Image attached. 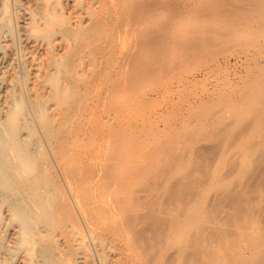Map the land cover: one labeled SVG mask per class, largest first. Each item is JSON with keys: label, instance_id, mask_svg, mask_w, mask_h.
Here are the masks:
<instances>
[{"label": "bare ground", "instance_id": "obj_1", "mask_svg": "<svg viewBox=\"0 0 264 264\" xmlns=\"http://www.w3.org/2000/svg\"><path fill=\"white\" fill-rule=\"evenodd\" d=\"M56 1L0 0V38L4 45L8 47L7 50L0 54V68L3 67L2 65H5L3 63L9 61V58L6 59L7 56L9 55L10 57L13 54V48L10 45L12 39L10 33L7 32L9 28L7 30L5 28H7L10 22H14L17 33L21 34L20 41L17 44L19 58L30 69L28 82L24 83V81L21 88L25 96L31 100V105H33L31 106L33 107L31 113L35 124L41 131L44 130L42 123L43 112L51 109L50 113H55L58 111V108H56L57 103H54L55 107L50 106L52 99L49 96L53 88L50 85L49 75H52V72L50 73L53 69L50 68L52 65L48 63L50 66L47 67L45 62L48 60H44L45 62L43 60V62L40 61L41 57L38 54L40 52L37 53L36 48L41 47L45 53L47 51L51 53V50H53L52 53H59L62 50L64 52V49L68 51L69 47L68 43L63 42V38L61 42L58 40V42L55 40L51 42L49 41L50 38H48L49 42L44 40L47 29L53 26L54 23ZM82 1H86L87 4L89 3L90 8L93 7L94 1ZM128 1L129 3L127 4H130L131 8V13L128 12V15L131 14V17L128 16V18H133V22L136 21L137 23L144 24L147 29L145 30L146 32L143 31V36L137 39V43H135L137 37L135 38L134 46L131 44L132 48L128 52L127 60L130 66L126 64L124 65L125 67L127 66L126 68L124 67L126 70L118 69L121 74L119 73L120 79L115 82L114 92L119 91L122 85H125L127 88L125 86L124 88L130 92L140 93L142 91L146 92L147 88L150 90L155 88L170 89V86L173 85L172 83H176V93L180 95L184 91L183 88L194 79L195 71H193L192 66L201 61L203 54H209L216 58L219 54L228 53L234 56L240 53L243 54V52L248 53L251 50H262L263 46L261 42L264 41V0H204V3L199 6H196V4L195 6H189V2L186 0L182 8H175L174 3H177L178 0ZM235 1L240 4H236ZM232 2H235V6L230 5ZM123 5H125V2ZM100 9L99 12L96 11L98 12L96 21L99 24L109 18L107 7L106 9ZM74 17L76 18V24H80L78 22L81 21L82 17L78 14ZM89 17L92 18L93 16ZM195 20L197 24L192 23ZM87 26L89 25L87 24ZM90 38L88 41L91 40ZM98 48L99 45L96 49L94 48V44L89 42L85 46L83 53L95 54ZM49 55L47 59L51 56ZM10 59L12 60V58ZM42 63L45 65H42ZM42 66L47 67V70H44L45 67L43 68ZM253 74L251 75L252 77L247 79L248 81L245 82L242 88L235 83L227 88L224 80H219L212 85L209 100L210 96L211 98H217L218 102L214 98L213 101L218 105V117H223L225 114L228 116L232 113L236 117V120H238V123H243L248 115L252 114L249 116L251 118L254 114V125H256L255 127L258 130H255L253 136H248L251 133H247V135L245 133L244 136H240L244 133L243 131L247 130L246 128L243 131H239L243 132L239 133V136H236L233 132L236 136L233 141H236L237 137H239L237 142L239 147L236 145L239 148V156H234L233 153L235 151H232L233 153L231 152L230 155L228 149L230 147L224 148L222 146L223 149L218 153L220 154L219 161L213 167L203 161L208 166L206 169H203L202 167L205 168L206 166L202 164L203 162L201 163L204 165L201 166L202 173L198 169L200 165L197 168L200 172L195 167L199 164H196V162L205 159L200 157L201 148L198 147L199 145L196 146L197 148L193 146L196 140H185L186 138H183L185 141L182 140V147L178 146V144L181 145V142L175 144V141L177 142V139H180L178 136L181 131L187 130L189 134L193 131V127H191L192 131L189 132L191 129H189V126L181 129L182 124L180 123L178 125H181L179 127L180 132H177V137L174 136V138L176 137L175 140L169 141L166 144L165 149L167 150L165 151L167 153L161 150V152L155 154V150L159 146L158 144L162 141V136L158 134L157 137H159L157 139L153 141H148L147 139L146 141V139L144 140L141 137V132L135 131L136 129L131 133L126 127H124L126 130L123 127L115 128V131L112 127L114 120H112L111 114L106 116L105 113L108 120L104 121L106 125L101 124L100 126H96L94 124L95 127L90 132L88 142L84 140L89 151L83 155L92 159V162L87 160V163L91 165L85 164L83 161L85 164L84 168H79L74 162L83 150L77 148L74 153H71L67 148L66 152L67 139H65V145L64 142L60 143V150L55 149L53 156L58 164L63 165V171L67 173L64 179L88 228L93 254L91 257L85 250L82 252L83 249L82 251H77L76 257L74 256L76 259L72 262L73 264H90L91 261L93 262L91 264H264V121L262 120L264 118V65L257 67V71ZM9 87L5 85L7 91ZM192 87L193 85H191ZM6 90L5 92H7ZM2 101L0 108V113L2 114V118L0 117V130L3 134L0 132L2 134L0 150H8L7 154H10V156L7 155V157L11 158L10 161H15V163L27 170L28 173L29 170L35 169L36 165L34 161L36 160L33 154L34 161L32 162L31 151L28 147L30 141L28 144V139H20L22 129L19 132L18 123L20 120L19 114L22 113V110L19 111L21 113H18L16 110L20 104V99L8 97V99L6 98V100ZM148 106H144V109L141 107V110H145ZM203 108H207L205 112L209 110V107L206 105L199 110ZM82 111L84 112V109ZM214 112L216 113L217 111L214 110ZM215 113L212 115H215ZM195 114L190 115V118ZM46 115L48 116V114ZM175 116L177 117V115ZM207 116L209 117V115L203 116V119L205 120ZM97 117L95 118V122ZM47 118L49 119V117ZM115 119H119V114ZM219 119H217V122ZM68 120L69 124H71L72 120ZM82 120H80V123ZM209 120L207 122H210ZM49 121L46 120V122ZM152 121H156V119ZM200 121L203 122L199 120V125L201 124ZM20 122H22V119ZM217 124L215 120V127L212 126V130L209 131L210 134L216 126L218 129L221 128L219 127V123ZM154 125L157 124H153V127ZM183 125L185 126V123ZM167 126L169 127V125ZM173 126L171 127L173 128ZM239 126L241 127L240 124ZM249 126L248 124V127H246L249 128ZM77 127L74 125V129ZM98 129L101 130V134L96 138ZM225 130L229 131V129ZM76 131L75 133L71 132L72 134L68 133L70 137L67 136L69 141L74 142L75 135L77 134ZM134 131L139 132V134H134ZM161 131L163 130H160V133L169 132L168 130ZM195 131L197 130L195 129ZM203 132L205 133V131ZM209 132H206L205 135L209 134ZM220 132L216 129L212 133V135L214 134L213 137L223 136L225 138L226 133ZM249 132L252 131L250 130ZM4 134L9 135V137L3 136ZM193 134L196 133H192V136L196 139V136ZM188 137L190 138L191 135ZM219 141H222L221 138L218 139ZM78 143L80 144L79 141ZM71 144H69L70 147ZM203 144H201L202 147ZM217 144L221 146V144ZM175 145L178 147H175ZM205 145L207 144L205 143ZM227 145L230 144L228 143ZM52 146L50 145V148ZM52 148L54 149V147ZM203 155L202 157H204ZM197 156L199 159L197 158L195 161L194 159ZM205 157L208 161L209 156L205 155ZM10 161L7 163L9 164ZM208 162L211 163V160ZM195 171L201 174L196 175ZM70 221L74 227L73 231H75V220L71 216ZM77 232L80 233L77 230L76 233L73 232L75 237L73 239L75 242L78 239L77 244L82 239L80 244L83 245L82 242H84L83 238L85 239V235L83 234V237L81 232L79 236ZM73 239L70 241L74 242ZM7 240L11 244L10 246L14 247L15 251L17 250V254L15 252L16 264H34L33 249L26 245V234L23 227L12 228ZM61 244V240L59 239L58 245ZM10 246L8 245V247ZM8 252L10 253V250ZM6 254L8 255V253ZM10 257L11 255L8 258L12 259Z\"/></svg>", "mask_w": 264, "mask_h": 264}, {"label": "rangeland", "instance_id": "obj_2", "mask_svg": "<svg viewBox=\"0 0 264 264\" xmlns=\"http://www.w3.org/2000/svg\"><path fill=\"white\" fill-rule=\"evenodd\" d=\"M92 1H94L93 7L90 8L89 7L90 4L88 3L89 4L88 5L86 1L83 2L82 0H79L78 2L77 0H72V1L71 0H57L55 4V9H54V18H55L54 23H53V26L47 29L46 31L47 34L44 36L45 37L44 40L48 41L49 40L48 38H50L49 41L51 42H54V40L55 41L58 40L59 42H61V40L64 39L63 42L65 41L66 43L69 44L68 51H65L64 49V52H62L63 51L62 50L59 53H55V52L52 53L53 50H51V53H49V51L46 50L47 53H45L44 49H42L41 47L36 48L37 53L40 52L38 53L41 57L40 61L43 62L44 60L45 61L48 60L47 62L44 61L47 64L46 66L48 67L52 65L50 66L51 69L53 68L52 70L50 69L51 70L50 73L52 72L51 73L52 75H49V76H50V85H52L51 87L53 88L52 93L54 95L51 93V95L49 96L50 99H52V101L50 102V106L55 107L54 103H57L56 108H58V111L55 113H50L51 109L49 110L47 108H46L47 113L46 111L43 112L44 117L42 116V119H43L42 123H43L44 130L42 131L35 124V121L33 119V116L31 113L33 109V107L31 106L33 105H31V100L25 96L21 88L22 83L24 81H25L24 83L28 82L27 80L30 77L29 66L24 61H22V59L19 58V52L17 49V44L20 41L21 34H18L19 32L17 33V29H16L14 22L12 23L10 22V24L7 25V28H5L6 30L9 28L7 32L10 33V36L12 39V41L10 42V45L13 48V54L10 57L8 55L6 58V59L9 58L10 62L8 61L9 62L8 63L6 61L5 63H3L5 65H2L3 67L0 68L2 70V71L0 70L1 71L0 84L2 83L0 85V108L2 105L1 102H3L2 100L4 99L6 100V98L8 99V97H15L16 99H20V104L18 105L16 109L18 113L22 112L21 114H19L20 115L19 123L17 122L19 125L22 123L20 127L18 125L19 132H20V129H22L20 132L21 133L20 139L22 140L28 139L27 140L28 144L30 141V144L28 145V147L30 148L29 150L31 151L32 162L34 161V159L36 160L34 161V164L36 165V167L34 166L35 169L34 168L31 169V171L29 170L27 173V170H25L23 167L15 163V161L14 162L10 161L11 160V158L9 157L10 154H7L8 150H3V151L0 150V184H1L0 185V203H1L0 207L2 208L0 210V213H1L0 214V264H16L15 252L17 254V250L15 251V248L10 246L11 244H9L7 237L10 234L12 228L14 227L19 228L20 226L23 227L24 233L26 234V245L32 247L33 249L32 253H33L34 264H73L72 263L74 262L73 260L76 259L75 258L76 252L82 251V249H83L82 252H84L85 250V252L88 253L92 257L93 255L92 250H91L92 246H91V242L89 239L88 228L83 220V217L81 216L78 210L76 201L72 193L70 192L66 184V181L64 179L67 176V173L63 171V167H62L63 165L57 163V161L55 160L53 156V152H55V149L60 150L59 149L61 147L60 143L64 142V145H65V142H66L65 139H67V142H66L67 147L65 149L66 152H67V148L70 150L71 153H74L75 149L77 148H81V150H83V152L80 153L81 155H78V157H76V160L74 162L79 168H84L85 164H89L87 163V160L89 162H92L91 157H87L86 155H83L89 151V148H87L86 143H84V140L88 142L90 134H91L90 132L93 131V127H95V125L96 126L97 125L100 126L101 124L106 125L105 122L108 121L106 119V116L108 114H111L112 120H114V123L112 125L113 129L126 127L127 130L128 129L130 130V131L128 130L130 133L136 129L135 131L141 132L140 133L141 137L144 138V140L146 139V141L147 139L148 141L150 140L153 141L157 139L159 136H162L161 137L162 141L160 142V144H158L159 146L157 145L158 147H157V150H155V154H158L159 152H161V150L162 152L167 153V151H165L167 150L165 149L166 144L169 141H174L175 138L177 137L178 135L177 132H180L179 127H181V125L178 126L179 123L182 124L181 129H183V127L185 129L186 126H189V129L193 127L194 132L192 131V128L189 130V132L192 131L191 134L187 133V130L183 132L181 131L182 133L180 132L181 134L179 133V136H178V138L180 139L179 140L177 139V142L175 141V144H178L181 142V145L178 144V146L182 147V140L183 141L190 140V139H192L193 141L196 140L193 146L196 147L199 145L198 147L201 148V153L202 151L204 153V155L203 153L202 154L200 153V157L202 159L205 158L204 160H201L200 162H196V164L198 163L199 164L196 165L195 167L197 169L200 165V168L198 169L201 170V173L203 172L202 168L206 169L208 167L206 166V164L207 165L210 164V166L213 167L219 161L220 154L218 153L221 152V150L223 149L222 146L224 148H227V146L231 148V149L228 148L230 155L232 151H235L236 154L232 152L234 156H239L238 154L240 152H239V148H238L239 146L237 143L239 137H237L236 141H233V140H235L236 136H239V133L241 134L244 132L240 136L242 135L244 136L245 133H246L245 135H247V133H251V135L248 134V136H253V134H255V130H258L257 127H255L256 125H254L255 124V118L253 117L254 114L251 118L249 116L252 114L248 115L246 119L247 121L245 120L243 121V123L242 122L238 123V120H236V117H234L232 113L230 114L227 113L229 114L228 116L225 114L223 116L224 118L222 116H219L220 117L219 119V117L217 116L219 114V110L217 108L218 105L216 104V102L213 101V98L215 101H217V98L215 97L211 98L210 96V100H209V95L211 94L210 92L212 89V85L214 83H217L219 80H224L226 82L227 88L228 86L234 83L237 84L240 88L244 87L245 82L248 81L247 79L252 77L251 75H254L253 73L257 71V67L264 65V55H263L264 41L261 42L263 46L261 51L251 50L248 53L243 52V54L240 53L234 56H231L228 53L219 54L218 57L216 58L213 56H210L209 54L204 55L202 53L204 56L203 55H202L203 57L201 56V61L192 66L193 71H195L194 79L191 80V82L185 88H183L184 91H182L180 95L176 93L177 91L176 90L177 86H175L176 83H172L173 85L170 86V89L169 88L168 89L155 88V89H152L154 91L153 92L152 90L147 88L148 90L146 92L142 91L140 93L132 92V91L130 92L129 90L126 89L127 87L125 85H122V88H120L119 91L114 92L115 82L120 79V75H119L120 71H118V69L120 68L119 70H121L127 67V66L125 67L124 65L128 64L127 62L128 55H129L128 52L131 50L132 48L131 46L135 42L134 41L135 38L137 37L136 42H135L137 43L138 41L137 39L140 38V36H143L147 28L144 24L139 23V22L137 23L136 21H134L137 23V25H135L136 23L134 24L133 22L134 19L128 18V16L131 17V14L128 15V12L131 13V8L129 6L130 4H127L129 3L128 0H122V1L120 0H92ZM185 1L186 0L184 1L178 0L177 3H174L175 8H182ZM187 1L189 2V6H195V4L196 6H199V5H202V3H204V0H197V1L187 0ZM124 2H125V5H123ZM235 2H232L230 5L235 6ZM236 4H240V3L236 2ZM106 7L109 13L108 14L109 18L108 20H105L99 24V22L96 21L97 13L101 10L100 8L106 9ZM76 14L82 17L81 21L78 22L80 24H76V18L74 17ZM89 16L91 17L93 16V17L90 18ZM89 23H93V24L90 25ZM192 23L197 24V21L195 20ZM87 24L89 26H87ZM89 38L91 39L90 41H88ZM89 42L93 43L94 48L96 49H97V46L99 45V48L98 50H96L95 54L93 53L91 54L88 52L83 53L85 46ZM0 44H1L0 45V54H1L5 50H7L8 47L4 45L2 40L0 41ZM48 55L50 56L49 59H47ZM44 56H45V59H44ZM236 56H237V59H236ZM10 58H12V60ZM21 62H23L24 64ZM42 65H45V64L42 63ZM42 67L44 68L45 66H42ZM47 67H45L44 70H47L46 69ZM117 74H118V77H117ZM226 76L228 78L227 80H226ZM5 85L10 86L8 88V91L6 90ZM191 85H193L192 88H191ZM124 86L126 88H124ZM4 88L7 92H5ZM186 92H187L188 97L186 96ZM205 94H207L208 96ZM139 96L140 98L141 97L142 98L140 99ZM179 98L181 99L180 101H179ZM152 99L155 101H153ZM27 100L29 101L30 104L28 103ZM207 101H210V102H207ZM143 104L144 106H147V105L149 106L145 110H143L144 109ZM205 105L209 107L210 111L208 110L207 112H205L207 108H203L199 110L200 108L205 107ZM140 106L143 108L142 110ZM83 109H84V112L82 111ZM76 110L79 112H77ZM214 110L217 112L215 113ZM109 111L111 112L115 111V112L110 113ZM194 112L195 113L197 112V113L195 114ZM105 113H106V116H105ZM192 113L195 115L191 116L192 118H190V115H193ZM214 113L215 115H212ZM46 114H48V116ZM118 114H119V119H115ZM22 115H24L23 116L24 118L21 117ZM175 115H177V117ZM205 115H209V117L210 115H212L213 117L211 116L209 118L207 116L206 119L204 120L203 116ZM149 116H150V120H149ZM0 117L2 118L1 113H0ZM47 117H49V119ZM96 117L97 119L95 122ZM197 117H199L200 119ZM143 118L145 119V122ZM146 118L150 122L147 121ZM21 119H22V122H20ZM50 119L52 120L54 119V120L52 121ZM68 119L72 120V121L70 120L71 124H69L70 122ZM153 119L154 120L156 119V121H152ZM214 119L216 120V124L219 123V127H221L220 128L221 130L218 129L217 126L213 130L216 131L217 129L218 131H221L220 133H223V132H224L223 134L226 133L225 138L219 135L220 137L215 136V138H217L215 139L213 137L214 134L212 135L214 131H212V133L210 134L209 131H211L212 128L215 127ZM217 119H219L220 121L218 120L217 122ZM46 120L47 121L50 120L51 122L50 121L46 122ZM80 120H82L81 123H80ZM181 120L182 122H180ZM199 120H202V121L204 120V121L203 122L200 121L201 124L199 125V122H198ZM208 120L211 122V124L210 122H207ZM262 120L264 121V118ZM61 121L62 122L65 121L63 123L67 125L64 124L65 125L64 126ZM184 123H185V126L183 125ZM76 124L79 127H77ZM153 124H157V125H154L153 127ZM239 124L241 125V127L239 126ZM248 124L250 125L249 128H247ZM74 125L77 128L74 129ZM167 125H169L170 128ZM66 126L67 128H65ZM140 126H143V127L145 126V127L143 128ZM171 126H173L174 130ZM164 127L169 128V129H166ZM105 128H107V126H105ZM245 128L247 130H245ZM77 129L78 131H76ZM195 129L198 132L195 131ZM225 129L227 130L229 129V131L227 132ZM243 129L246 132L243 131ZM71 130L72 131L75 130L77 132V134L75 135V139H74L75 143L69 141L68 139L69 137L68 133H71L72 132ZM160 130H163L161 132H164L166 130H168L169 132L166 131L165 133H160ZM170 130L172 131L171 134H170L171 132ZM250 130L252 132H249ZM75 131L72 133H75ZM203 131H205V133L209 132L210 135L209 134L205 135ZM236 131H238L237 132L238 134L236 133ZM239 131H243V132H239ZM139 132H135L134 134H139ZM200 132L204 134L202 135ZM233 132L236 136L233 134ZM1 133L3 134V132ZM192 133H196V134H193L196 136V139H194V136H192ZM2 134L0 136V140H1ZM99 134H101L100 129H98L96 138L99 137ZM158 134L159 136L157 137ZM173 134H176V135H173ZM231 134L233 135L231 136ZM190 135L192 138L188 137ZM3 136L9 137V135L7 134H4ZM174 136L176 137L174 138ZM183 138H186V139L184 140ZM219 138H221L222 140L221 142L220 141L218 142ZM78 141L80 142V144L78 143ZM1 142L2 140L0 141V148H1ZM227 142L230 145H227L228 144ZM70 143H72L71 147L69 145ZM81 143L82 144L84 143L83 146ZM205 143L207 145H205ZM217 143L221 144V146L218 145ZM201 144H203V147ZM50 145H53L52 147H54V149L52 147L50 148ZM178 146L175 145V147H178ZM71 148H73L74 150ZM202 148H205V149H202ZM209 149L211 150L210 151L211 153L209 152ZM206 151H208L209 153ZM212 151H213V154H212ZM33 154L35 156L34 159H33L34 157ZM7 155L9 156L7 157ZM82 155H83V158H82ZM202 155L204 157H202ZM205 155L209 156L208 161L211 160V163L206 160L207 158L205 157ZM197 158L199 159V157L197 156L194 160L196 161ZM7 159L12 164L11 168L9 167L10 162L9 164L7 163L8 162ZM83 161L85 164L83 163ZM203 161H205L206 164H204ZM201 163L204 164L206 167L201 168V166H204ZM12 166H15V167H12ZM198 169L197 171H199ZM22 170L24 171L22 172ZM199 172H196V175L201 174ZM66 204L68 206V210H67ZM12 210H13V213H12ZM70 216L73 217L75 220L76 230L80 231V233L77 232L79 233V236L81 235V232H82V236L83 234L85 235V239L83 238L84 242H82L83 245L80 244L82 239L80 240V242H78L79 244H77L78 239H76V242L74 241L75 237L73 235V232L76 233V230L73 231L74 227L71 225L72 223H70L71 222ZM70 237L71 239H73L74 237L73 241L75 243L71 242L72 240L70 239ZM59 239L61 240V243H62L61 245H63L62 247L61 245H58ZM7 244L10 247H8ZM9 250L11 254L8 252ZM6 253H8V255ZM10 255H11L10 258H12L13 260L8 258ZM91 263L93 262L91 261Z\"/></svg>", "mask_w": 264, "mask_h": 264}]
</instances>
